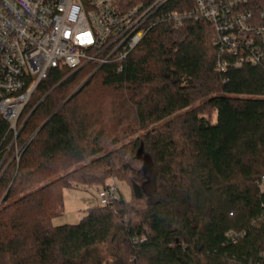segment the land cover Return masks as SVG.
Returning <instances> with one entry per match:
<instances>
[{
  "label": "trees",
  "instance_id": "1",
  "mask_svg": "<svg viewBox=\"0 0 264 264\" xmlns=\"http://www.w3.org/2000/svg\"><path fill=\"white\" fill-rule=\"evenodd\" d=\"M194 10V0H169L126 59L50 71L17 137L0 115V264H264V65L218 73L211 23L182 18L176 28L168 19ZM198 100L214 121L194 108ZM168 118L130 148L94 159L109 138ZM143 153L154 174L127 179L130 200L120 192L78 224L53 226L64 189L99 192L116 171H136L123 156L137 163Z\"/></svg>",
  "mask_w": 264,
  "mask_h": 264
},
{
  "label": "built area",
  "instance_id": "2",
  "mask_svg": "<svg viewBox=\"0 0 264 264\" xmlns=\"http://www.w3.org/2000/svg\"><path fill=\"white\" fill-rule=\"evenodd\" d=\"M119 0H0V115L17 137L18 121L33 92L49 72L78 71L90 62L123 60L142 41L151 16L169 0L126 13ZM187 15H168L176 28L182 18L205 20L215 30L216 71L222 76L245 65H264V9L260 0H194ZM264 181V177H263ZM111 180L98 192L100 206L116 202Z\"/></svg>",
  "mask_w": 264,
  "mask_h": 264
},
{
  "label": "rangeland",
  "instance_id": "3",
  "mask_svg": "<svg viewBox=\"0 0 264 264\" xmlns=\"http://www.w3.org/2000/svg\"><path fill=\"white\" fill-rule=\"evenodd\" d=\"M85 80H86V78H83L82 80H80L78 82V84L74 86V90L77 89ZM194 108L198 109V111L200 113H202L203 115H205L208 119H211L213 121L215 120V114L212 111H210V109H208V107H206L204 105L203 100H198L194 104ZM180 114L181 113H178L177 115L179 116ZM172 119L173 118H168L163 122L153 124V125L149 126L148 128H146L144 130H140V131H137V127L134 126L136 128V130H135V128H133L131 130H126V132L123 134L121 133L120 135H115V136H113L112 139L109 138L105 142L103 152L99 156L94 157V159L101 157L103 155L109 154V153L116 154L121 150L124 151L127 148H130L132 143L134 141H137V139L139 137H141L142 135H144L147 132L161 128V126L163 124H166L168 121H170ZM129 123H133V121H129V119H128V121H126L125 125H127ZM125 125H120V128H118L117 130L119 132H121V130H123V127ZM131 127H133V126H131ZM117 137H118V139L114 140ZM114 141H116V142H114ZM122 148H124V149H122ZM146 154L147 153H143L142 154V161L137 162V163H134L129 156H127V157L123 156L122 162L128 161L127 162L128 165L132 166L134 169H136V171L130 175H128L127 173L125 174V173H120V172L116 171V176L114 177V179L108 178L106 180V182L111 181V180L115 181L120 188V192L123 194V196L127 200H130V196H131V190L129 188V182L127 181V179L132 178L133 174H134L135 178L138 180L144 179L145 181L146 180L150 181L152 179V176L154 174V167H153L151 161L147 159L148 157H146ZM17 155H18V153H16L15 157ZM135 156H136V153H135L134 157ZM88 162H90V161H86L80 165L72 166L69 169V172H72L75 168H78L82 165H85ZM69 172H66V173H69ZM121 178H125L126 180L122 181ZM97 196H98V187H96V186L83 187L80 189H64V191H63V207L59 210V215L52 220L53 226L78 224L84 218L86 211L88 209L99 206Z\"/></svg>",
  "mask_w": 264,
  "mask_h": 264
},
{
  "label": "water",
  "instance_id": "4",
  "mask_svg": "<svg viewBox=\"0 0 264 264\" xmlns=\"http://www.w3.org/2000/svg\"><path fill=\"white\" fill-rule=\"evenodd\" d=\"M74 94H75V93H74ZM72 96H73V95H72ZM70 98H71V97H70ZM70 98H69V99H70ZM69 99H68V100H69ZM66 102H67V101H66ZM47 122H48V121H46V122L40 127V129L36 132V134H37V133H38V132H39V131L45 126V124H46ZM36 134H35V135H36Z\"/></svg>",
  "mask_w": 264,
  "mask_h": 264
}]
</instances>
